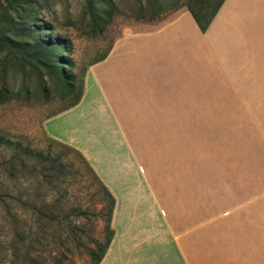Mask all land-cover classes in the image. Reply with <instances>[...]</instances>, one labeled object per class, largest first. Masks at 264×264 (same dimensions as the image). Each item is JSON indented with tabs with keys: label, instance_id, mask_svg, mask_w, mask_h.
Here are the masks:
<instances>
[{
	"label": "rangeland",
	"instance_id": "obj_1",
	"mask_svg": "<svg viewBox=\"0 0 264 264\" xmlns=\"http://www.w3.org/2000/svg\"><path fill=\"white\" fill-rule=\"evenodd\" d=\"M218 1L27 0L16 9L12 0H0V92L8 93L0 94V191L21 197L8 198L10 207L0 201V240L16 243L13 256L2 264H23L35 233L49 237L58 227L47 226L31 208L43 206L45 199L66 205L65 210L58 205L57 214L63 236H72L75 224L80 227L75 239L89 247L92 239L104 241L110 235L104 171L119 160L109 161L107 153L126 147L112 143L114 134L176 136V144L134 142L132 158L124 160L135 168H153L147 155L160 148L173 155L162 161L163 167L192 171L195 193L218 191L219 179L228 176L237 191L264 196V91H100L87 77L91 65L119 39L134 34L139 23L187 4L196 10L204 6L209 14ZM55 38L66 42L63 54L54 50L52 55L67 63L74 90L50 73L52 58L40 60L42 40ZM86 90L81 108L57 118L76 105L70 106L81 92L79 103ZM87 128L98 136L87 137ZM98 150L104 153L95 155ZM10 158L13 165L7 167ZM46 173L59 175V182H41ZM135 178L145 181L143 175ZM215 199L211 194L210 200ZM79 207L88 213L76 216ZM10 208L16 218L9 215ZM147 248L159 256L149 255L145 263L161 262L159 248ZM167 251L176 262L174 247ZM89 262L87 250L79 246L64 264Z\"/></svg>",
	"mask_w": 264,
	"mask_h": 264
},
{
	"label": "crops",
	"instance_id": "obj_2",
	"mask_svg": "<svg viewBox=\"0 0 264 264\" xmlns=\"http://www.w3.org/2000/svg\"><path fill=\"white\" fill-rule=\"evenodd\" d=\"M88 76L100 91H264V0H224L205 31L186 7L139 23L91 65ZM87 97L86 90L57 118L81 108ZM94 132L85 133L98 136ZM161 135L131 138L125 132L112 138L126 147L107 153L109 161L119 160L103 174L115 198L114 234L99 264H147V256H159L147 248L152 245L162 260L149 264H264V196L237 191L228 176H221L218 191L195 193L192 171L163 167L173 155L160 148L147 155L153 168L125 162L134 142L178 143L176 136Z\"/></svg>",
	"mask_w": 264,
	"mask_h": 264
},
{
	"label": "trees",
	"instance_id": "obj_3",
	"mask_svg": "<svg viewBox=\"0 0 264 264\" xmlns=\"http://www.w3.org/2000/svg\"><path fill=\"white\" fill-rule=\"evenodd\" d=\"M224 0H219L214 7V9L209 13L206 14L204 13V6H200L197 10L194 9L191 5L187 4V9L191 12L193 15L195 21L199 25L200 29L202 31H205L209 24L211 23L213 17L215 16L216 12L218 11L219 7L223 3ZM14 6L16 9H19V6L21 7L23 3H26L24 0H12ZM42 45H41V52H40V60H46L52 58L53 63L50 66V73L56 76L62 83L67 85L70 90H74V84L72 81H70L67 70L64 69V64H67L65 61L61 60V55H52V52L56 50L57 54H63L65 52L63 47L65 46L64 44L66 43L65 41L61 39H53V40H42ZM67 50V49H66ZM56 54V53H55ZM106 57V56H105ZM103 57L102 59H104ZM100 59V60H102ZM47 61V60H46ZM1 95L7 96L8 93L1 91ZM10 93L9 96H11ZM81 98V92H79V95L77 98L70 104V106L75 105L78 103V101ZM70 148V147H68ZM30 152V151H29ZM28 153V152H27ZM49 159H47L48 161ZM54 162V161H53ZM7 167L12 166V160L11 158L6 162ZM51 165V164H50ZM62 165V164H61ZM49 178V179H48ZM59 175H53L50 173H46L42 175V180L41 182H47L51 184L50 182H53V180H56L59 182ZM104 187L105 192L108 194L109 197V202L110 207L108 209V219H107V224L109 225V232L110 235L104 240L100 241L99 239H92L93 246L89 247V245L85 244L84 242L80 241L79 239H75V235L73 234L76 229H80V227L75 224L71 228L72 236H63L62 234V229H59V225H61V222L58 217V211L59 207L58 205H61V208L63 210L66 209V205L62 204L63 202L61 199L57 200H44L43 206L41 207H31L33 210H35V214L37 215L38 213V218L40 220L46 221L47 226L48 223L51 224L50 226H58L51 231L48 236H40L38 232L36 236L32 238L30 241V247L29 250L25 253L24 255V261L23 264H46L47 262H51L52 264H64V261L67 258V255L72 252L73 249L78 248L79 246H82L84 249L87 250V254L89 256L90 262L88 264H99L101 260L103 259L107 248L113 238L114 230L111 227V218H112V213H113V207L115 204V198L112 195V193L109 191L107 187ZM8 198H13L17 199L20 201V198L17 196L13 195L12 191L10 192H5V191H0V201L4 204L6 203L7 207L9 205L8 203ZM9 215H12L13 218H16L17 215L14 213L13 214V209L10 208L8 209ZM88 211L83 210L81 207L77 209L76 216H82L87 214ZM34 234V235H35ZM76 240V241H74ZM74 242V243H73ZM13 248H16V243H12L11 239H7L6 241H1L0 240V264L8 262V258L13 256L12 250Z\"/></svg>",
	"mask_w": 264,
	"mask_h": 264
}]
</instances>
